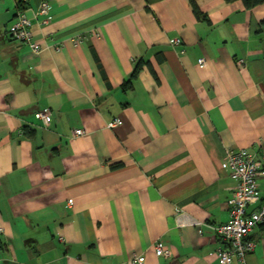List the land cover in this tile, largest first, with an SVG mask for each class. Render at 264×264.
<instances>
[{"label":"crops","instance_id":"obj_1","mask_svg":"<svg viewBox=\"0 0 264 264\" xmlns=\"http://www.w3.org/2000/svg\"><path fill=\"white\" fill-rule=\"evenodd\" d=\"M41 1L0 0V264H220L224 158L264 169V3ZM20 11L39 54L9 34ZM250 238L264 264V224Z\"/></svg>","mask_w":264,"mask_h":264},{"label":"built area","instance_id":"obj_2","mask_svg":"<svg viewBox=\"0 0 264 264\" xmlns=\"http://www.w3.org/2000/svg\"><path fill=\"white\" fill-rule=\"evenodd\" d=\"M50 11V4L47 0L41 1L38 7V15L47 17ZM47 19L42 23L46 24ZM31 22L25 12L20 11L17 14L16 22L10 27V36L26 45L33 53L39 54L43 48L33 39L30 31ZM171 46L180 45V39L169 40ZM58 49V48H56ZM206 61L204 58L198 60V66L204 67ZM239 65L244 64L241 60ZM37 120L47 123L50 118V111L43 110L35 114ZM121 124L120 119H114L107 124L109 129H113ZM84 134L83 130H75L72 139ZM229 176L236 182V190L229 201L230 219L227 223L218 226H209L220 240L222 247L217 250V256L220 264H232L234 260L240 264L246 263V257L253 252L255 241L250 238L253 230L261 224H264V198L258 193V179L264 176V169L261 163L251 156L246 150H240L235 153H227L224 158ZM254 207V208H252ZM178 215H183L177 211ZM195 227L204 226V224L191 221ZM182 226V223L178 224ZM1 232V230H0ZM155 254L159 257H170L171 251L156 246ZM143 256H133L126 264H143Z\"/></svg>","mask_w":264,"mask_h":264},{"label":"trees","instance_id":"obj_3","mask_svg":"<svg viewBox=\"0 0 264 264\" xmlns=\"http://www.w3.org/2000/svg\"><path fill=\"white\" fill-rule=\"evenodd\" d=\"M189 1H190L191 5L193 7L194 15L197 18H201L200 12L196 8V1L197 0H189ZM226 1L227 2H231V1H236V0H226ZM238 1H241L246 9H252V8H255V7H257V6H259V5L264 3V0H238ZM262 25H264V21L262 22ZM140 68H141V63L139 62V63L136 64V66L134 68V72L132 74V78L135 77L137 75V73H139Z\"/></svg>","mask_w":264,"mask_h":264}]
</instances>
